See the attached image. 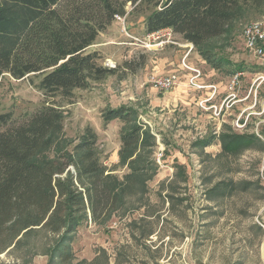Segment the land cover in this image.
Instances as JSON below:
<instances>
[{
    "label": "rangeland",
    "instance_id": "obj_1",
    "mask_svg": "<svg viewBox=\"0 0 264 264\" xmlns=\"http://www.w3.org/2000/svg\"><path fill=\"white\" fill-rule=\"evenodd\" d=\"M126 15L89 48L119 69L69 101L55 98L64 128L34 156L66 162L90 126L114 209L94 216L87 208L69 234L42 224L21 229L0 246V264H264V55L243 37L253 22L264 28V5L243 8L224 35L206 43L223 60L220 68L170 29L146 34L144 16ZM159 73L173 76L174 86L154 88L149 80ZM37 80L5 75L0 111L20 121L46 104ZM120 108L129 109V121L104 122ZM134 126L139 141L122 148L120 135Z\"/></svg>",
    "mask_w": 264,
    "mask_h": 264
},
{
    "label": "trees",
    "instance_id": "obj_2",
    "mask_svg": "<svg viewBox=\"0 0 264 264\" xmlns=\"http://www.w3.org/2000/svg\"><path fill=\"white\" fill-rule=\"evenodd\" d=\"M263 5L264 0H0V80L5 75L37 78L32 82L46 102L20 121L11 111H0V246L19 230L40 224L69 234L87 208L94 216L114 209L116 198L100 174L98 136L90 126L72 145L66 162L40 163L34 156L64 128V111L55 98L69 101L76 89L119 69L104 66L100 52L89 50L116 15L144 16L146 34L170 29L220 68L223 60L205 49L206 43L224 35L243 8ZM122 66L131 69L132 64L126 60ZM130 117L129 109L120 108L107 111L103 119L109 123ZM139 130L134 126L120 135L122 148L139 141ZM235 141L227 142L233 143L227 149ZM70 166L74 172L66 170ZM59 256L65 261L67 251Z\"/></svg>",
    "mask_w": 264,
    "mask_h": 264
},
{
    "label": "built area",
    "instance_id": "obj_3",
    "mask_svg": "<svg viewBox=\"0 0 264 264\" xmlns=\"http://www.w3.org/2000/svg\"><path fill=\"white\" fill-rule=\"evenodd\" d=\"M116 18L124 21L125 14L123 16L116 15ZM243 37L246 47L253 51L255 54L264 55V28L258 22H253L246 26L243 30ZM199 76L198 74L195 76ZM152 86L160 90H169L174 86L175 79L171 75L153 74L149 80ZM197 87H202L196 84Z\"/></svg>",
    "mask_w": 264,
    "mask_h": 264
},
{
    "label": "bare ground",
    "instance_id": "obj_4",
    "mask_svg": "<svg viewBox=\"0 0 264 264\" xmlns=\"http://www.w3.org/2000/svg\"><path fill=\"white\" fill-rule=\"evenodd\" d=\"M263 251H264V243H263Z\"/></svg>",
    "mask_w": 264,
    "mask_h": 264
}]
</instances>
